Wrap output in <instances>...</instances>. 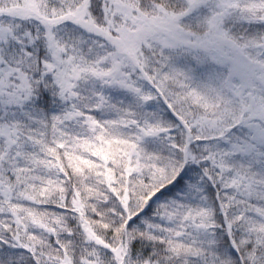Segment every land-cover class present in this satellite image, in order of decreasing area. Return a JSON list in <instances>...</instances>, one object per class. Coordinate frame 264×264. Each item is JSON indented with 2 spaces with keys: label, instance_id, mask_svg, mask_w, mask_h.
<instances>
[{
  "label": "snow or ice",
  "instance_id": "1",
  "mask_svg": "<svg viewBox=\"0 0 264 264\" xmlns=\"http://www.w3.org/2000/svg\"><path fill=\"white\" fill-rule=\"evenodd\" d=\"M0 264H264V0H0Z\"/></svg>",
  "mask_w": 264,
  "mask_h": 264
}]
</instances>
